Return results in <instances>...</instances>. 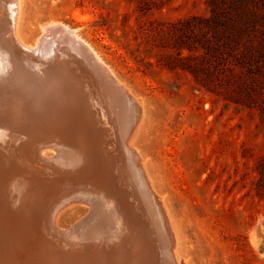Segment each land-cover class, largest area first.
Instances as JSON below:
<instances>
[{
    "label": "rangeland",
    "instance_id": "obj_1",
    "mask_svg": "<svg viewBox=\"0 0 264 264\" xmlns=\"http://www.w3.org/2000/svg\"><path fill=\"white\" fill-rule=\"evenodd\" d=\"M244 2L218 0L212 22L206 0H18L22 44L64 25L138 102L130 146L164 209L177 264H264L251 238L264 223V0ZM41 154L57 157L49 147ZM88 212L67 205L56 225L69 229ZM10 240L0 238V264L21 253Z\"/></svg>",
    "mask_w": 264,
    "mask_h": 264
},
{
    "label": "bare ground",
    "instance_id": "obj_2",
    "mask_svg": "<svg viewBox=\"0 0 264 264\" xmlns=\"http://www.w3.org/2000/svg\"><path fill=\"white\" fill-rule=\"evenodd\" d=\"M18 12V0H0V238L21 247L10 263L177 264L164 209L130 146L138 102L68 27L49 24L22 44ZM45 147L57 157L42 159ZM86 164L93 174H82ZM78 203L87 215L58 229L59 211ZM257 226L252 243L264 256Z\"/></svg>",
    "mask_w": 264,
    "mask_h": 264
},
{
    "label": "trees",
    "instance_id": "obj_3",
    "mask_svg": "<svg viewBox=\"0 0 264 264\" xmlns=\"http://www.w3.org/2000/svg\"><path fill=\"white\" fill-rule=\"evenodd\" d=\"M210 9H211V21L212 22H217L219 21V17L221 15V9L220 6L218 4V0H206ZM239 2H243V10L245 9L246 3L244 2V0H238ZM247 11V10H246ZM250 13V12H249ZM251 14V13H250ZM262 18V17H261ZM260 18V19H261ZM246 29V28H245Z\"/></svg>",
    "mask_w": 264,
    "mask_h": 264
}]
</instances>
